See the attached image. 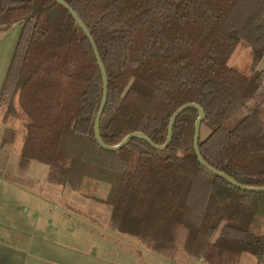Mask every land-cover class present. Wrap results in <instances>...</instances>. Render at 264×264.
I'll return each mask as SVG.
<instances>
[{
  "label": "trees",
  "instance_id": "16d2710c",
  "mask_svg": "<svg viewBox=\"0 0 264 264\" xmlns=\"http://www.w3.org/2000/svg\"><path fill=\"white\" fill-rule=\"evenodd\" d=\"M65 1L107 69L106 144L133 132L165 144L173 113L196 103L206 115L205 161L241 184L264 186V0ZM16 26L0 114L3 145L16 139L14 120L26 127L22 170L47 164L50 184L107 204L112 230L167 259L183 251L206 264H241L251 251L264 264L261 233L254 242L226 234L264 229V192L239 189L199 163L197 109L179 116L164 150L140 138L106 150L94 134L103 79L82 28L58 0H0V31ZM237 48L250 52L248 69L229 63Z\"/></svg>",
  "mask_w": 264,
  "mask_h": 264
},
{
  "label": "crops",
  "instance_id": "0c3cea01",
  "mask_svg": "<svg viewBox=\"0 0 264 264\" xmlns=\"http://www.w3.org/2000/svg\"><path fill=\"white\" fill-rule=\"evenodd\" d=\"M14 28L0 39V91L21 31V26ZM260 68L264 70V57ZM1 123L2 116L0 128H3ZM16 176L0 169V264H130L128 260H114L111 247L108 250V243L112 239L106 233L113 232L109 217L106 219L110 231L101 226L103 218L81 215L73 204L63 200L56 191L62 203H54L53 209L57 210L55 214L60 219L58 224L53 225L50 202L42 199L36 201V195L30 188L34 183L19 176L17 179ZM25 196L32 197L31 203L22 200ZM62 207H65L64 210H61ZM77 226L81 227L78 229ZM102 229L105 234L101 236L98 233ZM137 240L140 244H134L136 247L130 245L138 254V259L132 264H192L195 263L194 259L202 261L188 258L191 256L182 259L180 251L177 252L176 261L167 259ZM145 250L153 253L154 258H145L148 254ZM127 254L131 255V250Z\"/></svg>",
  "mask_w": 264,
  "mask_h": 264
},
{
  "label": "rangeland",
  "instance_id": "374dc122",
  "mask_svg": "<svg viewBox=\"0 0 264 264\" xmlns=\"http://www.w3.org/2000/svg\"><path fill=\"white\" fill-rule=\"evenodd\" d=\"M15 28H13L11 31L8 32L11 33ZM13 34V33H12ZM5 36V32L0 31V39ZM19 38V35L18 37ZM18 41V39H17ZM229 63L231 65H238L244 69H248L250 64H251V54L250 52L246 50H241L240 48H237V51L235 54L231 57ZM0 116H2L0 114ZM238 120V118H235L232 120L231 124L235 123ZM3 124V122L1 123ZM8 127L13 128L17 131L16 139L13 143L3 145L1 143V148H0V169L5 170L6 172L13 175H17L15 178L18 179L19 177L24 178L26 181H32L34 184L30 187L32 189V193H35L36 197L35 200L42 199L44 201H49L51 204V209H50V220L51 224L56 225L59 223L60 216L56 215L55 213L57 210L53 209L54 203H59L61 204V197L59 195H62L63 200H65L68 203H71L74 205L76 209L81 211V215L83 216H89V217H95L99 216L100 218H103V222H101V226L105 230L108 229V221L106 218L109 217V207L107 204L101 202H96L93 200H88L85 198L79 197L74 192H71L70 190L67 189H62L59 186L52 185L48 182L47 176L49 172V166L47 164L41 163L39 161H31L30 165L28 168L22 170L21 167L19 166V156L21 152V148L23 145V140L24 136L26 134V127L23 124L22 121L20 120H14ZM5 126L3 125V128L1 127V133H0V141L2 142V136L4 132ZM208 134V131L203 130L202 131V137L204 138ZM30 186V185H29ZM58 192L56 194L55 192ZM5 192V190H4ZM62 193V194H61ZM32 197H23L22 200L31 203ZM65 207H62L61 210H64ZM68 221H73L72 219H66ZM107 221V222H106ZM77 225V224H76ZM81 226H77L79 229ZM102 229L101 233H98L99 235L105 234L104 230ZM110 231V230H109ZM57 233V231H56ZM258 233H261V235L264 236V229H260L258 231H255L254 233H246L238 229L234 228H228L226 231V234L235 238V239H241V240H254L257 238V241L259 238L257 237ZM108 234L112 241L111 243H108V250L112 249V255L113 259L117 261H123L126 262L127 260L129 261L128 263L132 264L134 263L138 258V254L136 251L132 250L131 246H135L134 244H140L137 239H134L131 236L128 235H122L121 233L119 234L118 232L114 231L112 233H106ZM262 239V238H261ZM129 244V245H128ZM254 245V243H252ZM136 247V246H135ZM100 249H103L102 246H100ZM128 250H131V255H128L127 252ZM148 254L146 255L145 258H154L151 254L150 251H146ZM178 254V253H177ZM176 256L171 259V260H177L178 258ZM180 256L181 258H187L189 255L186 253L180 251ZM178 255V256H179ZM192 258L193 257H188ZM180 259V260H182ZM195 263L192 264H206L204 262H199L198 260L196 261L194 259ZM241 264H255V257L252 254L251 251H249L243 258Z\"/></svg>",
  "mask_w": 264,
  "mask_h": 264
},
{
  "label": "water",
  "instance_id": "95a60500",
  "mask_svg": "<svg viewBox=\"0 0 264 264\" xmlns=\"http://www.w3.org/2000/svg\"><path fill=\"white\" fill-rule=\"evenodd\" d=\"M58 1L60 2V4L64 8H66L70 12L72 17L75 19V21L79 24V26L82 28V30L84 31V33L88 37V39H89V41L93 47V50H94L96 59L98 61V64H99V68H100L102 79H103V96H102L100 109H99V112L97 114L96 121H95L94 134H95V138H96L97 142L100 144L101 147H103L104 149L109 150V151H116V150H120L121 148L126 146L132 139L140 138V139H143L146 142H148L153 148H155L157 150H164V149L168 148V146L170 145V143L173 139L174 126H175V123H176L177 119L179 118V116L185 110H187L189 108H195L199 112V117L195 122L194 149H195V153H196V156L198 158L199 163L203 167H205L208 171H210L211 173L223 178L228 183H230L231 185H233L239 189H242V190L247 191V192H254V193L264 192V186L263 187H253V186H247V185L241 184V183L237 182L235 179H233L232 177H230L229 175L211 167L205 161V159L203 158L202 153L200 151L199 142H200V137H201V123L205 119L206 115H205L204 109L196 103H187L185 105H182L173 113L171 120H170V124H169L168 138H167V141L165 144L158 145V144L154 143L143 132L130 133L117 145L106 144L101 137L100 124H101V120H102V117H103V114H104V111H105V108H106V105L108 102V96H109V78H108L107 69H106V67H105V65L101 59V55H100V52H99L98 47L96 45V42H95L90 30L86 26V24L83 22V20L77 14V12L65 0H58Z\"/></svg>",
  "mask_w": 264,
  "mask_h": 264
}]
</instances>
